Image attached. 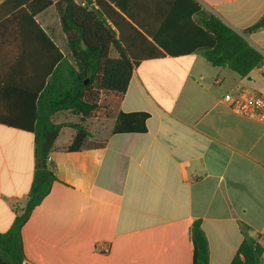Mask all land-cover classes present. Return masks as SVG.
Returning a JSON list of instances; mask_svg holds the SVG:
<instances>
[{
	"label": "crops",
	"instance_id": "crops-1",
	"mask_svg": "<svg viewBox=\"0 0 264 264\" xmlns=\"http://www.w3.org/2000/svg\"><path fill=\"white\" fill-rule=\"evenodd\" d=\"M52 1L35 19L68 56L60 0ZM73 1L97 11L137 63L120 111L148 114L147 131L116 133V118H87L88 145L72 152L74 130L62 128L49 161L57 181L22 229L26 264H193L188 230L196 220L210 264L231 263L243 239L240 221L264 243V121L224 101L241 89L264 93L263 71L241 77L192 51L201 35L198 5L264 56V27L248 31L263 18L264 0ZM0 33V118L11 120L0 123L4 233L36 170L34 134L16 127L31 124L55 52L31 24L11 22ZM149 43L164 56L146 57ZM110 56L119 57L113 47ZM52 120L73 124L80 116Z\"/></svg>",
	"mask_w": 264,
	"mask_h": 264
},
{
	"label": "trees",
	"instance_id": "trees-1",
	"mask_svg": "<svg viewBox=\"0 0 264 264\" xmlns=\"http://www.w3.org/2000/svg\"><path fill=\"white\" fill-rule=\"evenodd\" d=\"M52 4V0H0V32L11 22L31 24L55 52L46 74L49 79L31 112V124L16 127L34 134L36 170L24 208L15 217L11 228L0 232V264H26L22 229L57 181L55 169L49 165V157L63 127L69 126L74 130L68 148L72 152L88 145L91 133L83 126L87 118H116L113 130L116 133L147 131L148 114H124L120 111L137 64L132 60L129 49L120 44L115 32L88 4L79 6L73 0H60L57 7L69 51V55L64 56L35 19ZM195 14L196 27L201 35L192 51L201 53L212 66L230 69L241 77L261 67L264 56L242 34L198 5ZM263 27L264 16L248 31ZM112 47L119 57L110 56ZM164 54L158 46L149 43L146 57L158 58ZM63 112L80 116V121L55 123L52 118ZM3 122L11 123V120L0 118V123ZM239 226L243 239L230 264H264L262 236L241 221ZM188 238L193 264H210L209 243L201 220L192 223Z\"/></svg>",
	"mask_w": 264,
	"mask_h": 264
},
{
	"label": "built area",
	"instance_id": "built-area-1",
	"mask_svg": "<svg viewBox=\"0 0 264 264\" xmlns=\"http://www.w3.org/2000/svg\"><path fill=\"white\" fill-rule=\"evenodd\" d=\"M86 4L83 3L82 6ZM264 74V63L261 65ZM224 101L236 112L264 121V93H250L246 89H241L236 93H227ZM50 161V157H49ZM105 248L104 251H107Z\"/></svg>",
	"mask_w": 264,
	"mask_h": 264
},
{
	"label": "rangeland",
	"instance_id": "rangeland-1",
	"mask_svg": "<svg viewBox=\"0 0 264 264\" xmlns=\"http://www.w3.org/2000/svg\"><path fill=\"white\" fill-rule=\"evenodd\" d=\"M54 120L56 122V121H60L62 119H60L58 116ZM68 135H69V129L64 130L63 133L61 134V137H60V143H63L66 140V138L68 137ZM96 143H97V141L95 140V141H92V143L90 142L89 145H95ZM23 208H24V206L22 207V209Z\"/></svg>",
	"mask_w": 264,
	"mask_h": 264
}]
</instances>
